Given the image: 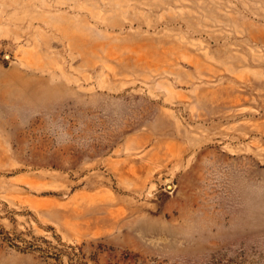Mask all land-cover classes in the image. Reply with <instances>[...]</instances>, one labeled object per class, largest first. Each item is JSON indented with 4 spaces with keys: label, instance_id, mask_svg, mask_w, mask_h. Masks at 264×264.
Segmentation results:
<instances>
[{
    "label": "rangeland",
    "instance_id": "1",
    "mask_svg": "<svg viewBox=\"0 0 264 264\" xmlns=\"http://www.w3.org/2000/svg\"><path fill=\"white\" fill-rule=\"evenodd\" d=\"M0 264H264V0H0Z\"/></svg>",
    "mask_w": 264,
    "mask_h": 264
}]
</instances>
